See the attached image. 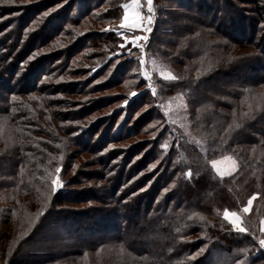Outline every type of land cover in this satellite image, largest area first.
I'll use <instances>...</instances> for the list:
<instances>
[{"label": "trees", "instance_id": "1", "mask_svg": "<svg viewBox=\"0 0 264 264\" xmlns=\"http://www.w3.org/2000/svg\"><path fill=\"white\" fill-rule=\"evenodd\" d=\"M29 1L8 14L11 0H0L6 11L0 32L8 40L0 44L4 264H264V248L257 243L264 221V0H177L187 10H164L170 18L163 26L174 18L188 25L181 33L164 30L159 36L157 22L146 48L175 79L158 82L156 96L145 89L95 120V112L144 87L129 72L140 54L115 56L120 38L98 29L118 21L128 0ZM60 3L64 6L55 10ZM166 34L174 39L162 43ZM58 55L64 59L50 69L79 80L42 86L50 74L46 67ZM120 87L123 92L104 94ZM99 93L104 96L68 103L79 108L73 116L57 110L65 104L53 98ZM176 94L187 102L191 136L160 108L161 97ZM143 107L147 111L134 117ZM124 112L122 135L109 138ZM76 121L80 126L66 124ZM149 124L164 130L130 144ZM78 127L90 132L83 144L69 138ZM94 142L97 148H91ZM110 143L118 146L109 148ZM84 155L89 157L77 164ZM224 157L237 165L228 175L213 166ZM59 169L63 177L74 172L63 190L53 192ZM223 211L240 215L248 231H234L216 214Z\"/></svg>", "mask_w": 264, "mask_h": 264}, {"label": "rangeland", "instance_id": "2", "mask_svg": "<svg viewBox=\"0 0 264 264\" xmlns=\"http://www.w3.org/2000/svg\"><path fill=\"white\" fill-rule=\"evenodd\" d=\"M30 1L29 0H11V6H9L7 8V12L8 14L11 13L13 10H15L16 8H19V6L21 5H25L28 4ZM177 3L181 4V8L180 9H176L177 8ZM124 5H127V9L124 8ZM64 6L63 3H60L59 5H57L55 7V10H58L60 7ZM77 6V5H75ZM175 6V8H174ZM188 4L185 2H178L177 0H174L173 4L164 2V0H153V3L151 5L152 7V12L149 13L148 12V2L147 0H128L126 1L124 4H122V17L115 22H105L102 23V25H100V27L98 28L99 30H106V31H114L116 35H118V38H120L121 40V44L119 45V51L117 52V54L115 56H124L123 59H134L137 58L138 54H140V59H137V64H135L134 66H130L129 67V72H130V76H134L135 79L132 80V82L135 84H137V82H140V80H143V85L144 87H141L138 91H129L125 96L128 97V100L125 101H120L114 105H112L111 107L105 108V109H101L98 112H95V114L91 117V119H96V118H101L102 114L106 115V114H111L112 111L114 109H116L117 107H124L127 105V101L131 100V98L137 96L138 94H140V92L144 91L145 89H148L151 91V93L153 94V96H156V91H157V87H160V85L158 84V82H165L166 81H170V80H174L171 78H167V77H175L174 72L172 71V69H170L167 64L164 62V60H161V57H159L157 54H155L153 51L148 52L147 51V45H148V41L143 40V37L148 35L147 32L143 31L142 29H138L135 28L136 24L139 23V20H137V16L136 13L139 12L144 18L145 20L148 18V16L152 17V31L151 34L153 32L154 26L157 23L158 29H157V33L159 36L161 35L160 32L164 31V30H169L170 33L171 31H174L175 33H181V31H184V27H186L188 25V23L186 21L180 20L178 18H174L173 22L171 25L168 26H163V22L165 19L170 18V14L169 17L167 15V13H164V10H169L171 9L172 12L174 13L176 10H182L185 11L188 8ZM242 7L244 5H241ZM106 6L101 7L99 10H97L98 12L103 11L105 9ZM79 9H83L84 5H82V7H78ZM245 8H248V6H245ZM5 11V10H4ZM4 11L0 10V20H2L1 15L4 14ZM6 12V11H5ZM244 14H246L248 16V18H252L253 15L243 12ZM16 14L12 13L10 14V16H15ZM7 16V15H6ZM172 16V14H171ZM221 21V20H220ZM58 21H55L52 24H57ZM220 22H216V24H214V26H217ZM121 24L122 26H124L123 28H121ZM53 25V26H54ZM232 27L225 22V29L228 30V32L230 31ZM223 28H221L222 30ZM174 34V33H173ZM170 34H166V36L164 37V35L161 36V42H167L169 40H173L174 37H170ZM139 37L141 38L140 40H137L136 43H132L133 40L135 39H139ZM150 38V37H149ZM8 43L7 38L5 37L4 32H0V44H4ZM59 41H55V44H57V46H60ZM257 45H259V42L256 43ZM156 46V45H155ZM163 50H166L164 48V46H162ZM49 49H41V53H45L46 51H48ZM248 51V50H247ZM3 52H6L5 50ZM62 52V51H59ZM221 54V53H219ZM58 59L54 60L53 63H51L49 66L46 67L47 73H50L49 75H47L45 78H42V80L40 81V83H42V86H46L49 84H58L60 83L62 80L65 81H72V82H76L79 79L78 78H71L69 76H63V75H59V73H61V70L59 72V69L53 71L50 68L54 67L58 62L62 61L64 59V57L59 56L58 55ZM163 59H165V57H163ZM51 60V59H50ZM28 61V60H26ZM51 66V67H50ZM77 68V67H75ZM74 68V69H75ZM172 68L174 70H178V67H175L172 65ZM135 72H137V74L133 75ZM245 73V72H243ZM106 78V75L104 76V78L97 80L95 82V84L101 82L102 80H104ZM141 84V83H139ZM139 86V85H138ZM68 89L74 90L75 86L74 85H69ZM77 89H75L76 91ZM123 88H117V89H113L109 92H106L104 94H116L119 92H123L122 91ZM263 90V87L258 89L259 93H261V91ZM103 93H99L98 95H92L91 97L89 96H78L76 94L73 95H62V94H58L55 95L53 98L58 100L59 102H64L65 107H58L57 110H62L66 115L69 116H73V113L76 114V112L79 110L78 107H74L73 105L75 104H79V103H75L76 101H82V102H86V100H88V98H98V96L101 98L102 96H104ZM124 97V96H123ZM160 108L162 110V112L165 114L166 118L168 119V121L173 122L175 125H179L180 128H183V130H186V134L188 132V135H190L188 129H189V123H188V118H187V102L185 100V98L181 95V94H176L173 96H164L160 98ZM74 102V104L69 105L68 103ZM252 102V100L250 101V103ZM252 104V103H251ZM250 105V104H248ZM159 106V105H158ZM147 111V107H143L140 111H138V113L134 114V117L142 114L143 112ZM128 113H123L122 115H120L117 118V124L114 127V130L108 134L107 136H109V138L111 137V139L117 140L118 137L120 135H122L123 131H124V125L122 124V126H119L122 121L125 122V116ZM155 116V115H154ZM94 119V120H95ZM82 122L81 121H76V122H72V123H66L69 124L70 126H80ZM155 126V125H154ZM151 126L150 124L143 129L144 133H140L139 135L135 136L134 138H132L129 143L130 144H135L137 141L139 140H144V139H153L155 137V135L157 134H161L164 130L163 126H158L157 128ZM123 128V129H122ZM75 130V129H74ZM149 130V131H146ZM145 132H150L149 134L145 135ZM86 134H90L89 129L87 128H80L78 127L76 129V132L73 133L72 135H70V139H73L74 141H82L80 143H84L87 140V135ZM99 136H101V134L94 136V140L95 142L98 140ZM84 137V138H83ZM78 138V139H77ZM83 138V139H81ZM4 142V138L3 136L0 134V143L3 145ZM93 143L91 148H97L98 145H96L97 143L99 144V141L97 143ZM79 143V142H78ZM199 143V142H198ZM103 143H100V146ZM109 148H115L116 146H118V144H113L110 143L108 144ZM107 146V144L105 145ZM89 155H84L83 157H81L80 159H78L77 164H83L85 162V158H88ZM154 166V165H153ZM153 166L149 167V170L153 168ZM214 169L216 172H218L220 175H228L231 174L232 172H234V170L236 169L237 165L235 160H233L230 157H224L220 160H217L213 163ZM83 170V169H82ZM57 173L54 176V181H53V185L55 184L56 181H59L62 183V187L58 188V190H56L55 192H59L61 190H63L64 184H66V180H68L67 178H71V176L73 175V172L68 175L67 177H63L60 173L59 170L56 171ZM54 189V188H53ZM251 203L252 200H250L247 204V206L244 209L245 213H248L250 211L251 208ZM85 207V206H84ZM83 206L80 208L82 209ZM216 214L218 216H220L222 219H224L225 221H227L229 224H231L232 229L234 231H238V232H243L244 228L241 226V217L240 215H238L237 213L234 212H229V211H223V212H216ZM261 229L262 232H264V221L261 222ZM6 227H0V264H4V255L1 254V250L6 247V239H1L2 234L5 232ZM92 260H94L93 262L95 263H99L100 261H95V258H93ZM108 260L105 261H101L100 263H107Z\"/></svg>", "mask_w": 264, "mask_h": 264}, {"label": "snow or ice", "instance_id": "3", "mask_svg": "<svg viewBox=\"0 0 264 264\" xmlns=\"http://www.w3.org/2000/svg\"><path fill=\"white\" fill-rule=\"evenodd\" d=\"M147 2H148V5H149V7H148V12L149 13H151L152 12V7H151V5H152V3H153V0H147ZM127 5H124V8L125 9H127ZM44 15L45 16H47L48 15V13L46 12V13H44ZM136 16H137V20H139V23H137L136 24V27L135 28H138V29H142L143 31H145V32H147L148 33V35H146V36H144L143 37V40H145V41H148L149 40V37H150V35H151V31H152V23H153V21H152V17L151 16H148V18L145 20V18L139 13V12H137L136 13ZM124 26H122V24H121V28H123ZM141 38L139 37V39H135V40H133L132 41V43H136V41L137 40H140ZM39 55V53H35L34 54V56H38ZM34 56H30L29 58H28V60L30 61V60H32L33 58H34ZM28 63V61H25V64H27ZM167 78H171V79H175V77H167ZM59 172H60V169H59ZM63 185H62V183L61 182H59V181H56L55 182V184L53 185L52 184V189L54 188V190H52L53 192H55L56 190H58V188H60V187H62ZM255 198V197H254ZM253 198V199H254ZM248 230L245 228V231H243V232H238V233H245V232H247ZM255 239V238H254ZM257 243H258V245H259V247L260 248H264V232H262L261 233V238H258L257 239Z\"/></svg>", "mask_w": 264, "mask_h": 264}]
</instances>
